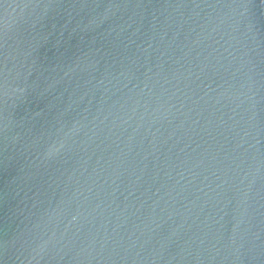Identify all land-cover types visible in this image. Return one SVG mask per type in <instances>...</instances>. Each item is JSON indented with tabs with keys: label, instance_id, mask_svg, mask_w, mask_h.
I'll use <instances>...</instances> for the list:
<instances>
[{
	"label": "water",
	"instance_id": "water-1",
	"mask_svg": "<svg viewBox=\"0 0 264 264\" xmlns=\"http://www.w3.org/2000/svg\"><path fill=\"white\" fill-rule=\"evenodd\" d=\"M0 264H264V0H0Z\"/></svg>",
	"mask_w": 264,
	"mask_h": 264
}]
</instances>
